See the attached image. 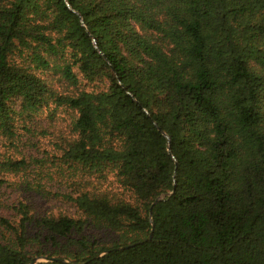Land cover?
Instances as JSON below:
<instances>
[{
    "label": "trees",
    "instance_id": "obj_1",
    "mask_svg": "<svg viewBox=\"0 0 264 264\" xmlns=\"http://www.w3.org/2000/svg\"><path fill=\"white\" fill-rule=\"evenodd\" d=\"M60 107L52 153L17 152ZM0 141V191L70 209L0 194V264H264V0H0Z\"/></svg>",
    "mask_w": 264,
    "mask_h": 264
},
{
    "label": "rangeland",
    "instance_id": "obj_2",
    "mask_svg": "<svg viewBox=\"0 0 264 264\" xmlns=\"http://www.w3.org/2000/svg\"><path fill=\"white\" fill-rule=\"evenodd\" d=\"M60 89H64L61 83H57ZM91 85H85L84 88L91 89ZM70 119L71 111L66 108H59L53 114H49L47 111H44L40 115H37L31 121L30 127L33 129L32 133L26 134L25 140L26 145H21L19 143L17 152L22 150L24 153H30L42 157L45 152L52 153L54 150L53 144L59 140L60 136L68 135L70 132ZM4 152L9 154H14V150H9L7 146H3L0 141V155ZM55 152V151H54ZM57 167H59L57 165ZM56 166L50 165L49 163L45 165L42 170V173L39 176L35 175V172L28 171L27 174L31 179H38L44 187L55 190L58 187L66 185L63 175H67L68 171L66 166L63 165V174L60 172L56 174ZM47 173L49 175H47ZM23 173L18 175H12L9 177V182L5 184L0 191L1 198L3 200L12 201L16 197L21 199H28L31 206L34 207L35 211L38 212H53L58 213L59 211L67 212L70 211L67 205L61 204L56 199L47 197L44 194H40L31 190H25L19 185L20 179H22ZM113 181L111 174L106 175V178L103 182V185L106 187ZM5 201L4 203H9ZM36 230L32 229L29 231L33 235ZM86 236L93 242H96L98 246L107 247L110 246L115 240V235L103 229H97L93 226H89L85 231ZM38 258V262H46L44 255L34 256Z\"/></svg>",
    "mask_w": 264,
    "mask_h": 264
},
{
    "label": "water",
    "instance_id": "obj_3",
    "mask_svg": "<svg viewBox=\"0 0 264 264\" xmlns=\"http://www.w3.org/2000/svg\"><path fill=\"white\" fill-rule=\"evenodd\" d=\"M93 42H94V44L96 45L95 40H93ZM163 197H164V195H161V196L157 197L153 203H155V202L161 200ZM151 225H152V227H153V221H152V220H151ZM151 236H152V230L150 231V233L148 234L147 237H145V238H143V239H140V240H137V241H135V242H133V243H130V244H128V245H122V246H119V247H115L114 250H121V249H125V248H127V247H129V246H134V245H136V244H141V243H143V242H145V241H148V240L151 238ZM96 256H100V255H96ZM44 259H45L46 261H48V260H51V261L57 260V261H60V262H67V261H66L65 259H63V258H50V259H48L47 257H44ZM36 262H38V258H37V257H33L32 260H31V263H30V264H36Z\"/></svg>",
    "mask_w": 264,
    "mask_h": 264
}]
</instances>
